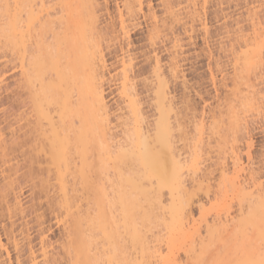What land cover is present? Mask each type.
I'll return each instance as SVG.
<instances>
[{
	"label": "bare ground",
	"instance_id": "bare-ground-1",
	"mask_svg": "<svg viewBox=\"0 0 264 264\" xmlns=\"http://www.w3.org/2000/svg\"><path fill=\"white\" fill-rule=\"evenodd\" d=\"M44 1L0 0V109L5 111H1L4 114L9 112L8 115L5 114L7 117L2 113L5 119L0 115V228L4 235H1L0 230V264H209L208 257L211 255L234 256L235 259H227V264L258 262L264 247V190L255 188L256 186H253L254 190L249 189L247 184L252 180L255 182L251 179L252 176L250 178L246 175L250 182L247 177L243 178L245 180L239 179L244 168L239 167L241 159L238 160L240 156L235 152L236 148L233 151L232 146L230 147L232 157L237 159H231L235 161L234 167L230 176L229 172L228 175H223L225 181L221 180L224 182L220 188L222 197L219 194L217 198H223L224 203L221 205L224 207H220L222 211L225 210L222 213L223 219H219L214 211L217 219L213 217L214 220L208 222L201 210L203 203L199 199L195 200V204L200 212L195 216L192 208L194 195L184 176L185 161L183 162L176 149L181 126L177 119L171 122L175 102H172V94L170 95L163 80L159 58L154 56L153 69L151 68L153 77L158 82L152 99L157 117L152 125L144 127L142 124L145 117L140 109L139 95L137 97L135 94L132 84L134 81H131L136 75L132 78L128 76L132 72V64L129 62L132 57L125 58L126 49L120 54L124 55L121 61L118 60L123 66L122 92L126 98L125 108L131 128H124L126 145L122 141L114 142L111 133L113 126L110 125L113 120L110 122L111 112L102 87L103 67L106 65L103 49H108L109 45L103 49L101 45L105 35V39L112 35L113 26H108L110 30L98 28L97 0H56L53 11L42 14L37 11L36 6H43ZM145 1L120 0L122 9H115L118 15L115 20L119 23L116 25L123 38L128 36L129 31L126 30V22L129 20V26L134 24ZM206 1L201 0L203 5H206ZM261 1V6H264V0ZM106 5L104 4L105 8ZM122 10L129 18L136 14L135 18L132 17L134 21L125 19L124 16H128ZM199 10L192 11V24L195 23L196 16L199 18ZM188 15L191 17V14ZM160 23H163L162 20ZM150 25L147 37L149 35L153 40L148 38L151 42H147L154 46L152 41L157 38V32L161 34V29L158 28L157 31L159 23L152 28ZM201 25L205 27V23ZM254 25L261 27L257 21ZM117 33L118 31L115 32ZM116 38L120 40V35ZM129 38L126 39L127 43L123 40L125 43H121L122 48L130 45ZM260 38L259 41L264 42V37ZM175 39L174 42L178 40ZM261 41L259 44L252 40L254 44L249 45L243 42V48L240 52L237 51L239 54L232 62L235 76L240 74L237 71L247 69L248 73L254 59L261 60V55H258L263 49ZM128 47L130 46H127V50ZM171 56L173 55L169 57ZM172 63V67L168 68L171 69L168 70L172 74L171 78L177 73L176 64L171 65ZM126 65L127 69H131L128 70L129 74L126 72ZM210 77L215 84V77ZM233 79L231 82L235 88L237 81ZM128 83L132 85L128 86ZM243 83L245 85L246 82ZM238 89L236 86L235 92ZM1 102L7 105L3 108ZM233 110L229 113L232 112L235 117L238 113L234 115ZM204 113L202 109L199 134L204 128L208 129ZM213 114L211 120L207 121L211 124L215 120ZM233 116L229 117L231 126L238 128V123L233 124L236 120ZM44 119L47 127L41 122ZM120 124L127 127L126 122ZM238 134L240 131L234 137L237 138ZM247 137L245 141L242 140V150L245 151L243 154L246 158H250L248 156L252 141ZM42 148L47 149L41 154ZM192 168L195 175L198 171L194 166ZM250 171L251 169L247 172ZM44 175L45 179L42 178ZM203 176L197 177L198 179L194 176V182L197 183ZM24 194L27 196L25 202L21 199ZM227 199L228 202L236 200L238 207L235 212L229 211L228 206L231 204H225ZM25 214L31 217L28 218ZM23 217L25 221L22 222ZM52 220L62 233V239L59 238L56 245L47 238V232L52 231L54 226ZM29 222L32 224L29 227L35 230V240H32L35 237L32 232L30 235L34 237L31 238L28 234L30 232L26 226ZM17 224L22 243L15 235ZM11 249L15 251L14 262L10 258Z\"/></svg>",
	"mask_w": 264,
	"mask_h": 264
},
{
	"label": "rangeland",
	"instance_id": "rangeland-1",
	"mask_svg": "<svg viewBox=\"0 0 264 264\" xmlns=\"http://www.w3.org/2000/svg\"><path fill=\"white\" fill-rule=\"evenodd\" d=\"M42 1H44V0H42ZM45 1L46 2L48 1L47 2L48 4L45 3ZM45 1L42 2L43 6H41L40 4L38 6H36L37 11L42 12V14H44L45 12L53 11V9L55 8L54 6L57 3L56 0H55V2H54V0H45ZM146 1H145L146 4L144 3L143 10L141 11V13H143V14L138 12L137 18H135L136 14L132 16L135 18L136 22L134 21V18H132V17L129 18V16L126 14V12L123 11L124 9L121 11L123 14L128 16V17L124 16L125 19L129 18V19L134 21V24L131 21L132 22L131 24H133V25H130V26L128 25L130 23V22H128L129 20L126 22V25H127L126 30H129L127 32V35L130 38L127 35L126 36L129 38V42H131V43H130V45H126V47L122 48L121 43H125V42L127 43L128 40H126V39H128V38L127 37L123 38V36H121V34L119 32V26L116 25L118 23L115 20L116 18H118L116 10L122 9V6H121L122 4L120 5V3H121L120 0L119 1L117 0V2L115 0H108L107 2L105 0H102V1L97 0V2H98L97 16L99 19V21H97L98 22L97 26H99L98 28L101 29V27H104V30H105V28L110 30L109 27L113 26V28H111L112 35H110L111 33L109 34L111 37L107 35L110 38L108 39V37H107L106 38L107 40H106L105 39L106 35H105L104 36L105 40L103 39L101 41L102 49L107 48V45H109L108 49H105V50L103 49V55L105 54L104 60L106 61L104 64H106L105 65L106 67L105 66L103 67L104 78H103V82H102V87H103L104 92H105L104 96L106 98V102H107L106 104H107V106L111 112L110 122L113 120L110 123V125L112 124L111 126H113V130H112V132L111 131L110 132L113 135V138H114L113 141L114 142H116V141L121 142L122 141L121 143L123 145L127 144L126 143V141H127L126 136L123 135V132H125L126 128H128V127L131 128V125H129L130 118L128 117L129 114L127 112V109L125 108L126 107L125 105L127 104L126 98L123 97L124 94L122 92L123 91V88H122L123 87V83H122L123 82V78H122L123 75H122L121 70H122L123 66L121 65L120 61L122 60V57L124 55H120V54H122V52H124L126 49L127 53H124V54L127 57H125V58H131L132 57L131 58L132 61H131V59L129 61V62H131L130 64H132V72L131 73L129 72L131 69L130 70L127 69L128 64L125 66V68L127 67L126 72H127V74L130 73L128 76H131V78L133 75H136L135 78L131 79V81H134V83L132 82V84H134V89H135L134 92H136L135 94L137 95V97L139 95V99L137 97L136 98L139 100V103L141 104L140 109H142L141 112L144 114V117H145V121L142 124L144 127L147 124L152 125L154 123L153 121L156 119L155 117H157L155 108L153 106L154 103H153L152 99H153V92L155 90L154 88H156L158 82H157V80L155 81V79H156L155 76L153 77V74H152L153 68L152 67L154 64V56L159 58L158 60H160L159 62H161V63H159V66H161L160 71H162L163 80L166 83V87L168 86L167 90L170 92V95L172 94L171 95L172 96V102L173 103L175 102L174 106H173L175 108V111H173V113H172L173 115H171V122H175V119H177L180 122V126H181L180 127L181 128L180 129L181 130L180 131L181 136H180L179 141H177V143H176V149H177L178 153L181 155L180 157L183 160V162L185 161L184 162L185 163L184 176L186 179V184H187V186H189V189L191 190L192 194L194 195V197H193L194 200H193V204H192L193 213L195 216H197L198 213L200 212V210H198V208L195 204V200L199 199L203 203L201 210H202L204 216L206 217V219L208 220V222L211 223L214 219H217V217L219 219H223V216H224V214H222V213H224L225 210L223 209V211H222V208H220V207H224L223 205H221L224 202H222L223 198L222 199L220 198V197H222V193H220V191L222 192V190L220 188H221L222 183L225 181L223 179V175L224 174L228 175L227 172H229V176L231 175L230 171L233 169L232 168V167H234L233 163H235V161L237 159V158L232 157V153H231L232 149L234 151L236 148L237 151L235 150V152L236 153L238 152L237 154L240 156V158L237 155H233V156H237L238 160H240V159L242 160V161L240 160L242 165L239 163L238 164H239V167L243 166V168H244V171L241 172L242 175H240L239 179L245 180L247 177L246 175H249V177L252 176V178L251 177L250 178L254 179L256 183L253 180H252L253 181V183H252V181L249 179V177H247L248 182L251 181L249 184H247L249 189L254 190L255 188L258 187V188L264 190V109H263L264 108V101H263V99H264L263 98L264 97V50H263L264 49V45H263L264 42L260 40L263 43V44L261 43L263 46V49H261L262 53L260 51L258 53V55H261V56H259V58L261 60L253 58L255 61V62L254 61L253 62L255 64L252 63L253 65H251L249 67L250 70L248 69V73L246 72L247 69L245 71L242 69H239L240 71L241 70L242 71L241 72L237 71V74H239V73L240 74L235 76L234 71H232L233 70V63L232 62H234L237 53L239 54V52H240L239 50H241L243 48V45H244L243 42L244 41L247 42L246 40H248V42L246 43L248 45L254 44L253 42H255V41H256V43L260 44V41H259V39H261L260 36L264 37V35H263V32H264V26H263L264 25V6H261V4H262L261 0H207L208 2L206 1V5H203L201 0H199L202 7H200L201 5L198 2V0L197 1L194 0L196 2V4H198V5H196L195 2H191V0H189V1L188 0H146ZM115 2L116 3L120 2V3L118 5ZM106 3H107V5H106ZM53 4H54V6H53ZM104 4L106 5L107 8H105ZM120 6H121V8H120ZM148 6L151 8L149 9ZM192 8H194L197 11L200 8L201 9L203 8L202 10L201 9L200 10H201V12H204V13H201L199 10V12H200L199 18L196 16V20H194L195 21L194 24H192L193 21H191L192 15H193L192 11H194V9L192 10ZM187 9H189V10H187ZM148 10H149V12H148ZM150 11H151L152 15H150L151 14ZM184 11H185V13H184ZM188 11L189 12L191 11V12L189 13ZM148 13H150V14H148ZM153 13H154V15H153ZM178 14L180 16H178ZM188 14H191V17ZM201 14H202V16H201ZM248 14H250L249 17H248ZM152 16H153V18H152ZM252 16H253V18H252ZM201 17H203V18H201ZM189 18H190V20H189ZM179 19L181 20L180 22H179ZM197 19L202 20V21L199 22V21H197ZM161 20L164 23V25H162L163 23H160ZM173 20H175V21L177 20V22H175ZM156 21L159 23V25L161 27L165 26L163 28L164 30L159 25H157L158 23ZM190 21H191V24H190ZM256 21H257V24H259V25H260V23L263 24V25L262 24L260 25L261 26L260 28H262V26H263L262 31L260 30L258 25L257 26L254 25V24H256ZM112 22L115 24H112ZM154 22L156 24H154ZM171 22H172V25L170 24ZM187 22H189V23H187ZM258 22H260V23H258ZM110 23H111V25H110ZM150 23L152 26L150 25ZM152 23L154 24V26L157 25V31H159L158 28L161 29V31H160L161 34L159 32H157V36H155V38L156 37L157 38L155 39V41H152V42H154V46H152L151 45L152 43H150L151 42L150 40L152 38H150L149 35L147 37V33H148L147 30L149 31V29H148L149 25L151 26V28L154 27ZM176 23L180 24V25H176ZM201 23H205V27H203L202 25L200 26ZM251 23H253V24H251ZM182 24H184V25H182ZM118 25H119V23H118ZM166 25H167V27H166ZM117 27H118V30L116 29ZM170 27H171V29H170ZM253 27H254V31H253L254 33L252 32ZM249 28H251V30ZM114 29H115V32L118 31V33L120 35V40H119V38H116L117 36L119 37V35H118V33L115 34ZM259 32H262V34L260 35ZM158 34H160V35H158ZM254 35H256V36H254ZM159 36H161V37L158 38ZM252 36H254V37H252ZM173 37H174V39L177 37L178 40L175 39L177 41L174 42ZM114 38H116V39H114ZM148 38H150V40ZM153 38H154V36H153ZM255 39H257V40H255ZM148 40L150 42H147ZM252 40H253V42H252ZM174 43H175V45H174ZM176 43H178V46ZM241 44H242V46H241ZM119 45L121 47H119ZM124 46H125V44H124ZM127 46H130V48L128 47L129 50H127ZM172 47L175 49L173 50ZM260 48H261V46H260ZM119 50H122V51H119ZM237 51H239V52H237ZM172 53H174V54H172ZM170 55H173V56L169 57ZM256 56H255V58H256ZM172 60H173V63L171 62ZM170 63H172L171 65L176 64L177 73L175 75H177V76L174 75L173 78H171L172 77L171 72H169L170 74L168 73V70L169 71L171 70L168 68L172 67V66H170ZM105 68H107V69L105 70ZM129 68H131L130 65H129ZM209 70H210V72H208ZM211 75L215 77V78L213 77L216 81V82L214 81L215 84L211 82V77H210ZM241 75H243V77ZM176 77H177V79H176ZM244 77H246L247 79H245ZM233 78H235V79L237 78L235 80V82L237 81L236 82L237 89L239 86V89L237 92H235L236 86L234 88V84L232 83L233 82L232 80H234ZM131 81L129 80V82H131ZM239 82H241V83H239ZM243 82H246L245 85ZM230 83H232V85ZM128 84H127L128 86L132 85L131 83H128ZM240 84L241 85L243 84L242 85L243 88ZM131 87H133V86H131ZM242 90H244V91H242ZM241 96H243V97H241ZM244 101L245 102L247 101L246 104H244V105L248 106V107H245L243 104H241V103H245ZM3 103L4 102H1V106L3 105V108H4L5 105H7V104H5V103L3 104ZM247 103L250 106L252 105L251 106L252 108L249 105H247ZM253 103H255L254 105L258 109L255 106H253ZM236 105H237V107H236ZM149 106H151V107H149ZM234 106H235V108H234ZM238 107L241 109H239ZM242 108L243 109L245 108V109L242 110ZM7 109H9V108H7ZM7 109H5V110H7ZM202 109L205 112L203 116H204V121L207 123V124L206 123L205 124L207 125V128H208V129H206V128L203 129L204 133L203 132L201 133L203 135L199 134L200 133L199 122H200V116L202 113ZM232 109H234L233 110V112H235L234 115L238 113L237 115H235V117L233 116L232 112L229 113V111ZM2 110L3 109L1 108L0 112ZM9 111H10V109H9ZM4 112H1L0 115L2 113L4 114ZM6 113L8 115L9 112H6ZM121 113H122V115H121ZM3 114H2L1 118L5 119ZM212 114L215 117V118H213V119H215V120H213L214 124H211V122L210 123L207 122V121L211 120ZM231 115L233 116V118H236V120H237V121L235 120L233 124H235V122H236V124L238 123L239 129L234 127L238 131L234 130V128L232 127L233 125L231 126L232 123L229 121V117ZM232 116L230 118H232ZM5 117H7V116L5 115ZM40 118L43 119V117H40ZM118 120H121V121H118ZM44 121L47 123L46 119H44L41 122H42V124L45 125ZM121 122H126L127 127L120 124ZM44 125L42 126L43 130L45 129ZM206 125H205V127H206ZM45 127H47V125H45ZM241 127L243 129H241ZM122 130H124V131H122ZM113 131L115 133H113ZM234 131H236L235 134H234ZM239 131H240V134H238L237 138H235L234 136H236V133H238ZM126 132H128V131H126ZM175 133L177 135V132H175ZM246 134H248L247 136L252 141V148L250 151V156H248L250 158H246V155L243 154V153H245V151L242 150L243 149L242 148L243 141H245V139L247 137ZM244 135H245V137H244ZM124 137H125V139H124ZM201 137H203V138H201ZM242 137H243V139H242ZM233 139H236V141ZM232 140L235 143H232L233 142ZM238 140H240V141H238ZM237 141L241 145H239V143H238V145L236 146ZM123 142H125V143H123ZM195 146H196V148H195ZM42 149L43 150L41 151V154H42V152L46 151L47 148L46 149L42 148ZM197 154H198V156H196ZM196 157H198V158H196ZM231 159L232 160L235 159V161L233 162ZM198 162H200V163H198ZM193 166H194L196 172L198 171L195 175H193V172H192ZM245 168L246 169L248 168V170H246ZM250 169L252 171V172L250 171L251 175L249 174L250 172H247ZM206 171H207V173L208 172L209 173L208 174L205 173L206 174L205 175L204 172H206ZM253 175H255V176H253ZM194 176L196 177V179L200 178L201 176H203V178H201L200 181H198L196 183V182H194V180H195ZM207 177H209V178H207ZM42 178L45 179L46 176L44 175V176H42ZM243 178H245V179H243ZM221 180H224V181L221 182ZM247 180H246V182H247ZM196 184H198V186ZM253 186L254 187L256 186V187L254 188ZM222 187H223V185H222ZM24 195H22L23 198L21 197L23 202H25L27 200V198H26L27 196L26 195L24 196ZM218 195L220 196L219 199H217ZM218 201H220V203ZM230 201H233V199H231ZM235 202H236V200L234 202H228V199L225 200V204H228V203L231 204V206H228L230 209L229 208H227V209H229V211H231L232 213H233V211L235 212L236 208L238 207L237 202L236 203ZM214 203H216V205H218V206H216ZM217 203H219V204H217ZM232 203H233V206H232ZM231 207L234 209H231ZM216 208H217V210H216ZM214 213L216 214V216L217 215L218 216L217 217L214 216L215 215ZM220 215H221V218H220ZM24 216H27L28 218L31 217V215L28 216V214H25ZM27 217H26V219H28ZM213 217H214V219H213ZM23 221H25V217H23L22 222ZM28 221H29V219H28ZM26 222H27V220H26ZM19 223L20 222H18V224ZM52 223H54L53 224L54 226H52L53 228L52 227L51 228H52V231L53 230L54 231L53 232L52 231L47 232L48 233L47 238H49V240L51 239L53 241V245H56L59 243L58 239L59 238H60V240L62 239L60 237L62 235V233L60 232L61 230L59 229V227L55 224L54 220H52ZM18 224L16 225L17 227H16L15 235H17L16 236L17 240L20 243H22L21 236L19 235V231H18V229H20V228H18L19 227ZM31 225L29 222L28 225L26 226L28 229H30V230L27 229V231L30 232V233H28L30 237L32 236L30 234H32L33 231L35 232L33 227H32L33 230L31 229V227H29ZM1 228H0V230H1ZM51 228H50V230H51ZM2 232L3 231L1 230V235H3ZM34 236H35V234H34ZM34 236H32V237H34ZM3 237H4V235H3ZM35 239H37L36 236L32 240H35ZM55 239L57 241H54ZM52 241H50V243ZM33 242H35V241H33ZM36 242H37V240H36ZM55 242H57V243H55ZM11 250H10L11 251L10 255H12L13 258H12V256H10V258L12 259L11 261L14 262V257H15L14 252L15 251L13 249H11ZM213 254H215V253H213ZM217 259H218V261H214ZM227 259L231 260V259H235V257L234 256L222 257V256L211 255L210 257H208V260H209L208 263L209 264H227V263H229L227 261Z\"/></svg>",
	"mask_w": 264,
	"mask_h": 264
},
{
	"label": "snow or ice",
	"instance_id": "snow-or-ice-1",
	"mask_svg": "<svg viewBox=\"0 0 264 264\" xmlns=\"http://www.w3.org/2000/svg\"><path fill=\"white\" fill-rule=\"evenodd\" d=\"M115 264H119V262H115ZM250 264H264V247H262V250H261L260 260L258 262L252 261V262H250Z\"/></svg>",
	"mask_w": 264,
	"mask_h": 264
}]
</instances>
